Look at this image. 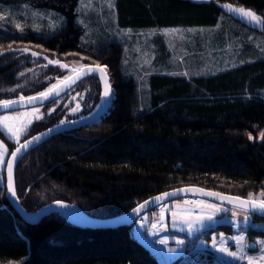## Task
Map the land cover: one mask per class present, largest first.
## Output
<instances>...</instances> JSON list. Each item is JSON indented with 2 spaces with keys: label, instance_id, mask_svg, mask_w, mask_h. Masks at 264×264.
Returning a JSON list of instances; mask_svg holds the SVG:
<instances>
[{
  "label": "trees",
  "instance_id": "1",
  "mask_svg": "<svg viewBox=\"0 0 264 264\" xmlns=\"http://www.w3.org/2000/svg\"><path fill=\"white\" fill-rule=\"evenodd\" d=\"M115 2L121 28L214 27L226 15L264 32V24L249 22L223 7H244L264 21V0ZM78 3L0 0V16L4 17L0 20V100L39 94L61 79L65 72L48 66L46 58L106 65L115 88L113 107L100 124L54 136L21 161L16 186L23 207L36 211L61 200L79 205L92 217L106 219L180 187L244 198L263 192L264 139L258 135L264 130V99L259 96L264 89V59L209 76L154 75L150 78L151 107L135 115L136 86L122 75V47L117 42L101 48L82 46ZM21 5L59 12L65 16L66 26L52 36L31 30L25 22L19 29L11 13ZM25 49L44 58H34ZM72 95L79 99L80 115L90 114L101 99L98 79L88 78L60 102L44 106L57 105L22 140L70 119L64 100ZM6 140L10 155L16 144ZM3 177L0 264H162L152 248L135 237L134 226L92 229L60 213L35 225L26 223L7 201ZM252 218L264 221L261 216ZM220 231L232 233L231 226L221 224L203 236L209 238ZM253 236L264 237V232L250 229L249 243ZM206 257L210 261L213 254ZM189 260L186 257L176 264H191Z\"/></svg>",
  "mask_w": 264,
  "mask_h": 264
},
{
  "label": "rangeland",
  "instance_id": "2",
  "mask_svg": "<svg viewBox=\"0 0 264 264\" xmlns=\"http://www.w3.org/2000/svg\"><path fill=\"white\" fill-rule=\"evenodd\" d=\"M109 4L114 7H109ZM76 12L77 23L83 28L80 41L82 46L101 48L108 43L117 42L122 47V75L126 79H131L136 86V105L133 108L135 115L151 107L150 78L154 75L186 78L209 76L264 59V32L247 28L230 16H222L219 24L214 27L135 29L119 26L115 0H79ZM11 16L12 22L21 26L19 29L24 27L21 24L25 22L31 30L42 32L46 36L54 35L67 23L65 16L59 12L26 5L18 7L11 13ZM18 20L19 22H16ZM165 30L168 31L165 32ZM79 64L82 62H76L75 66ZM69 74L65 73L58 80L64 79ZM58 80H55L53 84ZM259 96L264 99V89L259 91ZM78 100L76 95L64 100V108L69 115H74L81 110ZM77 105H79L78 109ZM56 106L37 107L39 111L35 113L33 110L36 108H31L2 115L19 117L15 121H8V124L14 127L28 125V130L36 121L52 114ZM73 109L76 111L73 112ZM37 115L42 118L36 119ZM29 121H31L30 124ZM24 135L25 133L20 135V143ZM7 138L6 129L0 126V141L9 150ZM7 158L8 155L5 156V161ZM4 168L0 167V185L4 178ZM261 193L252 195L253 200H264ZM201 200L198 199V201ZM184 201H188V198L160 206V210L166 209L163 213V220H161V215L157 218L162 225L161 229L146 228L139 223L134 225V235L145 241L146 238L148 239L147 244L152 245L154 254L162 264H176L178 260L186 257H190L191 264H249V257L252 258L251 264H264V258H261V252L264 249L256 243L264 241V237L253 236V242H248V231L252 229L264 232V221H254L252 216L246 212L203 200L209 204L219 205L222 211L215 213L214 222L204 221L203 225L194 223L193 231L189 232L186 224L173 223L172 212L167 209L174 211L177 204L181 208L190 209L193 221L202 210L206 213L212 210L201 209L197 204L189 201L185 204ZM224 209L228 211H223ZM232 212L237 213L236 217L232 216ZM245 215L249 216V225L238 229L232 221H243ZM221 224L231 226L232 233L220 231L213 232L209 238L203 236L209 229ZM221 234L225 237V246L230 251L237 250V245L232 239L237 235H244L245 245L252 244L253 248L245 247L243 259L229 257L213 247V237H216V243L219 246ZM161 240H166V243H160ZM177 241H183V243L180 244ZM208 253L213 254L210 261L206 260Z\"/></svg>",
  "mask_w": 264,
  "mask_h": 264
},
{
  "label": "snow or ice",
  "instance_id": "3",
  "mask_svg": "<svg viewBox=\"0 0 264 264\" xmlns=\"http://www.w3.org/2000/svg\"><path fill=\"white\" fill-rule=\"evenodd\" d=\"M109 7H114V5L109 4ZM223 7L229 13L234 14V15H238L242 19H247L249 22H255L257 24H264V21H261V17L259 15H257L256 12H254L252 10H246L244 7H233L232 4H225V5H223ZM2 19H4V17L0 16V20H2ZM16 27L20 28L21 26L19 24H17ZM167 31L168 30H165V32H167ZM32 55L36 56L37 53L33 52ZM82 59H83V57H82ZM48 63L49 64H58L63 69L68 68L67 64H61L59 60H55V61L49 60ZM106 67H107L106 65L101 66L100 64H95L94 67L89 66V65H84V64H79L78 67H73L71 69V72L76 74L75 78H73V75H66L63 80H58L57 83L52 84L46 91L40 92L39 93V97L41 98L40 102L42 103L43 100L49 99L50 95L59 96L62 91H65L67 88H70L73 84H75L77 79H80V78H82V76H85V75H90L93 72H99L100 73L101 79L104 81V84H105L103 96L105 98L109 97L111 94V86L108 82L107 74L105 72ZM185 75H186V73H185ZM61 85H63V87H61ZM19 99H20V101L27 99V102L29 104L37 102V97H35V96H29L27 98H25L24 96H21ZM53 102H55V100H53ZM22 106L23 105H20L19 102L16 100H11V99L0 100V110H3L4 112H8L9 110L15 111L18 107H22ZM78 108H79V105H77V109ZM38 111H39L38 108L33 110L34 113L38 112ZM53 111H54V109H53ZM75 111H76V109H73V112H75ZM35 118L41 119L42 117L37 115V116H35ZM17 119H19V117L15 116V115H0V126H2L3 129H6V135H7L8 139L13 140L14 143H16L18 145L15 148V150L10 153L11 158L8 159L7 161H5V156L9 155V150L5 146V144L2 141H0V167H6L7 168L8 191L12 194V196L16 195L15 187H14V179H13V170H14L15 161L18 159V154H22V150L27 151L28 147L32 144V142L34 140L39 141V139H40L39 136H36L30 140H27L25 143H20V135L26 133L28 125H23L21 127H14V126H10L8 124V121H15ZM28 123L30 124L31 121H29ZM61 123L63 124L64 121H61ZM248 138H249V140L253 139V136L251 133H248ZM258 138L264 139V130L259 132ZM187 191L199 192L200 194H202L204 196L215 197L221 201L227 200L229 203H233L234 206L244 209L246 213L248 211H255V210H259L261 212H264V200L259 201V203L257 204L256 202L253 201V197H252L251 193H249L247 200H242L238 196L237 197H225L221 193L209 192V191H205L203 189H179V190L173 191L171 193H163L162 195L155 197L152 202L160 203L164 199H167L171 196H176L179 193L187 192ZM261 195L264 196V193H261ZM145 203H149V202L146 201ZM184 203L187 204L189 202L184 201ZM194 203L197 204L199 207H201V209H211L212 211L206 213L202 210L200 215L197 216L195 218V220L193 221L191 219V210L190 209L181 208L179 204H177L175 206L174 211L171 209H167V210L172 212L173 223L174 224H176V223L186 224L189 232L193 231V224L194 223L203 225L204 221L214 222L215 221V213H219L222 211L220 206L217 204H209L203 200L195 201ZM57 204L60 207L65 206L60 201H57ZM143 207H144V205H140L139 209H134V211L138 212ZM165 210L166 209H164V208L161 209V220H163V213ZM223 211H228V210L224 209ZM236 215H237L236 212H232L233 217H236ZM232 223L238 229L241 227L246 228L249 225V216L245 215L243 218V221L233 220ZM152 227L155 228L156 224H153ZM232 239L235 241V243L237 245L236 251H230L229 248L225 246L226 240H225V237L223 236V234H221V236H220L219 246H217L216 237H213V247L216 249V251L224 253L227 256L235 258V259H243L244 258L245 247L253 248L252 244L245 245L244 235H237V236L233 237ZM160 243L164 244V243H166V240H161ZM177 243L182 244L183 241H177ZM256 243L260 244L261 248L264 249V241H257ZM261 258H264V251L261 252ZM248 259H249V264H251L252 258L249 257Z\"/></svg>",
  "mask_w": 264,
  "mask_h": 264
},
{
  "label": "water",
  "instance_id": "4",
  "mask_svg": "<svg viewBox=\"0 0 264 264\" xmlns=\"http://www.w3.org/2000/svg\"><path fill=\"white\" fill-rule=\"evenodd\" d=\"M24 52L26 54L32 55V53L34 51L29 50V49H25ZM33 57L34 58H44V56H42L38 53L36 56H33ZM46 60H47L48 66L60 67V65H58V64H49L48 63L49 59H46ZM60 63L61 64H67L68 65L67 69H63L61 67L60 68L64 72L70 73L69 75H73V78H75L76 74L72 73L71 69L73 67H78V66H75L76 63H70V64L65 63V62H60ZM89 66L94 67L95 64L89 65ZM101 66H104V65H101ZM105 72L107 74L108 82L111 86V94L107 98H105L103 96L105 84H104V81L101 79L100 73L99 72H93L90 75H85V76H82V78L77 79L75 84H73L70 88H67L65 91H62L59 96L50 95V98L47 100H43L42 103L40 102L41 98L39 97V94H36V95H33V96L37 97V102H35V103L29 104L27 102V99H25L23 101H20V99H16V101H18L20 105H23L22 107H18L15 111L9 110L8 112H4L3 110H0V115H2V114H6V113H13V112H17L20 110L43 107V106L52 104V103H54L53 100H55V102H57L58 100H60L61 98L65 97L67 94H69L81 82L85 81L88 78H92V77L98 79L100 86H101L100 103L93 112H91L90 114H88L85 117L75 119V120L66 121L63 124L59 123L57 125H54L50 128H47V129L31 136L30 138L24 140L23 142H21V143H25L27 140H30L33 137H36V136L40 137L39 141L34 140L32 142V144L28 147L27 151L22 150V154H18V159L15 161L14 170H13L14 187H15V192H16L15 196H12V194L8 191V173H7V168L5 167L4 176H5V183H6V198H7V201L10 203V205L13 207V209L19 214L21 219L30 225H35V224H38L39 222H41L44 218H46L52 214L60 213V214L67 215L69 218L72 219V221L74 223L81 225V226H86V227H89L92 229H115V228L122 227V226L133 227L136 220L139 217L143 216L144 214L151 212L152 210H154V209H156L162 205H165L167 203L174 202L177 200H182L185 198H188V199L189 198H198V199H202V200H207V201H210L213 203L222 204V205H225L229 208H234V209H238V210L245 212L244 209L234 206L233 203H229L227 200L221 201L215 197L204 196V195L200 194L199 192H195V191H187V192L179 193L176 196H171L167 199H164L160 203L152 202L155 197L160 196L163 193H171V192L179 190V189H203V190L209 191V192H217V191L207 190V189L195 187V186L180 187V188L172 189V190L157 194V195L145 200L144 202L140 203L139 205H137L134 209H139L140 205H144V207L142 209H140L138 212L134 211V209H132V210H130L124 214L118 215L116 217L106 218V219L92 217L89 214H87L79 205L69 203L66 201H61V200H57V201H60L63 205H65L64 207H60L57 204V201H53L49 204L44 205L43 207L39 208L36 211L26 210L23 207V205L21 204V201H20V199L18 197V193H17L16 172H17V168H18L19 164L29 153H31L36 148L40 147L41 145H43L44 143L49 141L54 136H57V135H60L62 133H66L69 131L80 130L82 128L91 127V126H94V125L101 123L102 119L106 115L109 114L110 110L113 107V103L115 100V88L112 85L113 78L110 75V71L108 70L107 67L105 69ZM61 87H63V85H61ZM25 98H27V97H25ZM10 158H11V156L9 155L8 159H10ZM217 193H221V192H217ZM221 194H223V196H225V197H237V196L229 195V194H225V193H221ZM238 197H240V196H238ZM240 198L242 200L248 199V198H244V197H240ZM146 201L149 203H145ZM253 201L256 202L257 204L259 203V201H256V200H253ZM247 213L252 215V216L264 217V212H261L259 210L248 211Z\"/></svg>",
  "mask_w": 264,
  "mask_h": 264
},
{
  "label": "built area",
  "instance_id": "5",
  "mask_svg": "<svg viewBox=\"0 0 264 264\" xmlns=\"http://www.w3.org/2000/svg\"><path fill=\"white\" fill-rule=\"evenodd\" d=\"M189 202L194 203L195 201H198V198H189ZM161 215V210L160 207L152 210L151 212H148L144 214L143 216L139 217L135 223H139L146 228L152 227L153 224H156L157 229H161L162 225L161 223L157 220V218Z\"/></svg>",
  "mask_w": 264,
  "mask_h": 264
},
{
  "label": "flooded vegetation",
  "instance_id": "6",
  "mask_svg": "<svg viewBox=\"0 0 264 264\" xmlns=\"http://www.w3.org/2000/svg\"><path fill=\"white\" fill-rule=\"evenodd\" d=\"M65 73H66V72H65ZM75 88H76V87H75ZM75 88H74V89H75ZM70 93H71V92H70ZM67 95H68V94H67ZM67 95H66V96H67ZM66 96H65V97H66ZM65 97H63V98H65ZM63 98H61V99L58 100L57 102H60L61 100H63ZM43 107H44V106H43ZM81 113H82V112H81V110H80L78 113H75L74 115H70V116H71L70 119H65L64 122H66V121H70V120L79 119V118H82V117H85V116L88 115V114H87V115H80ZM78 114H79V115H78ZM76 116H78V117H76ZM106 116H107V115H106ZM106 116H105V117H106ZM105 117H104V118H105ZM104 118H103V119H104ZM103 119H102V121H103ZM102 121H101V122H102ZM97 125H98V124H97ZM94 126H95V125H94ZM91 127H93V126H91ZM86 128H89V127H86ZM82 129H83V128H82ZM80 130H81V129H80ZM74 131H78V130H74ZM74 131H69V132H74ZM66 133H68V132H66ZM28 138H30V137H28ZM28 138H26V139H28ZM26 139H24V140H26ZM24 140H22L21 142H23Z\"/></svg>",
  "mask_w": 264,
  "mask_h": 264
},
{
  "label": "crops",
  "instance_id": "7",
  "mask_svg": "<svg viewBox=\"0 0 264 264\" xmlns=\"http://www.w3.org/2000/svg\"><path fill=\"white\" fill-rule=\"evenodd\" d=\"M141 243H143V244H145V245H147V246H149L150 248H151V246L149 245V244H147V241H148V239L146 238V241L145 240H142L141 238H139V237H137V236H135ZM151 243V242H150ZM153 250V249H152ZM153 252L155 253V251L153 250Z\"/></svg>",
  "mask_w": 264,
  "mask_h": 264
}]
</instances>
